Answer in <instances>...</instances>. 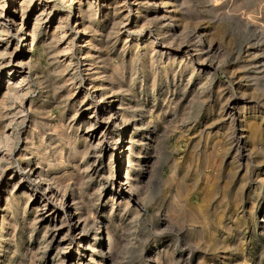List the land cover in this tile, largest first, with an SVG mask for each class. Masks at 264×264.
I'll list each match as a JSON object with an SVG mask.
<instances>
[{
    "label": "rangeland",
    "instance_id": "obj_1",
    "mask_svg": "<svg viewBox=\"0 0 264 264\" xmlns=\"http://www.w3.org/2000/svg\"><path fill=\"white\" fill-rule=\"evenodd\" d=\"M133 1L130 0L127 4L132 10L135 9L131 5ZM219 1L221 4L225 2V0ZM170 3L177 5L180 12L186 14L188 18L197 20L196 26L202 29L207 37L219 43L221 57L216 70L211 74L212 77L207 80H203L204 76H201L200 81L193 78L188 82L189 73H183L173 81L169 71H166V78L155 76L153 79L146 78L142 82L141 76L138 75L132 83L131 99L137 102L138 106L142 103L145 125L150 133L151 130L154 131V127L160 140L151 159L155 164L156 172L147 187V194L144 196L146 202L144 208L140 210L139 217L133 218L129 213H120L116 210L109 214V226L113 229L116 238L114 264H264V187L261 185L264 183V110L258 109L259 112L252 114L251 110H247L244 114L248 128L247 148L239 150L237 154L231 141V128L228 127L227 120L219 118L220 111H218L224 94L228 93L224 92L225 88L236 93L241 91L247 99L253 103L258 102L264 107V0H232L231 3L225 2V5L214 14L209 10L212 2L205 0H170ZM54 4L58 10L62 7L61 0H54ZM228 8H237L238 11H235L237 15L239 11L246 13L241 18L228 17L226 14ZM57 12L52 13L47 21L43 20V30L48 26L52 27L50 32L53 31L57 22ZM131 15L130 19H132ZM32 17L24 22L20 33L13 35L15 38L21 37L22 32L29 29ZM72 26L74 27L73 24ZM147 29L153 31L154 27L146 28L145 34ZM69 33L71 31H68V35ZM88 36L85 37V43L89 40ZM41 37L42 33L38 39ZM28 40L23 43L27 44L30 41ZM116 40L117 43L112 47V51H105L111 59V64H118L123 59L125 62L129 57L128 54L124 57L119 55L125 41V33L121 32ZM16 42H19V38ZM6 46L5 41L1 42L0 51ZM63 46L60 43L47 47L44 43L35 40L31 48L21 47L20 51L24 49L25 59L31 63L35 62L46 79L50 80L54 77L59 81L62 77L68 78V74L54 73L50 53H56ZM7 47L11 51L14 43ZM247 50L249 54H256L255 63L252 65L249 63L253 59L251 55L246 56ZM77 51L76 47L72 50L70 66L72 68L75 57H78ZM58 60L64 63L69 59L60 57ZM70 67L69 74L74 72ZM173 67L174 71H178L177 64ZM29 72L32 75L29 79L31 92L29 100L25 101L26 109L30 104L33 108L40 105L38 104L39 87L34 81L32 69ZM123 75L126 84H129L130 70L126 69ZM5 76L6 72L1 73L0 83L5 84L7 81ZM238 84L242 85L239 90L236 88ZM69 89L72 90V95L67 100V106L64 107L62 106L64 103L55 104L59 94L53 93L49 85L48 94L52 98L48 95L49 100L41 117L49 120L51 130L47 131L58 135L60 140L50 145L54 153L47 159L52 166V174L59 183L66 184L74 180L75 190L79 191L82 200L89 207L91 216H94L92 225L95 224L96 227L97 223L108 222L104 219L103 212L106 211L108 204L104 203L107 200L111 181L110 171L112 167L114 170L117 169V164L114 162L113 165L108 166V153H102L99 160L95 161L98 170L96 174L80 180V176L89 172V168L88 171H84L83 167L93 162V156L89 149L82 158H79L80 155H75L73 158L68 155L70 142L66 143L65 135L70 123L78 125L77 132L80 135L84 134L89 112L86 111L83 115L77 112L74 120L71 121L73 112L70 108L71 106L74 108L87 92L80 88L74 90L72 86H69ZM91 96L96 100V94ZM106 103H109V100H106ZM60 112L63 114L61 117H59ZM138 114L139 108L136 111V115ZM29 120L27 115L24 124H16L13 128L20 139L13 148L11 165L4 163L8 170L16 169L19 150L22 151L23 142L28 136ZM162 130H164L163 136ZM239 130L238 123L236 131ZM127 134L128 132L124 133L123 138L127 137ZM30 140L34 148L39 146L38 137L32 139L28 137L26 141ZM75 146L80 148L82 141H77ZM146 151L151 152L150 147ZM246 154L248 158L245 157ZM173 161L177 162V169L176 172H172L174 176L168 179L171 175L169 166ZM125 167L126 163L121 168L122 176ZM16 178L2 176L0 211L6 208L5 198L9 197L8 193ZM173 191L182 201V205L175 212V232L162 238V222L158 221L157 217H162L163 196ZM20 200L22 204L23 198L21 197ZM39 202L34 206L27 204L28 211L24 220L18 219L12 222L5 231L4 235L7 239L0 245V264H59L56 259L62 254L66 252L70 255L77 251L76 242L71 246L67 245L68 242H62L60 245L49 243L46 239L52 232L43 240V233L39 229L42 224L38 226V222L33 220L32 211ZM53 203L59 204L58 198L54 199ZM1 218L0 212V223ZM32 225L36 228L35 232L31 228ZM65 232L66 228H62L55 235L61 238ZM192 241L197 243L196 249H193L195 245ZM162 247L166 250L165 253ZM74 259L75 257L73 261ZM82 263L84 264L85 260L80 264Z\"/></svg>",
    "mask_w": 264,
    "mask_h": 264
},
{
    "label": "bare ground",
    "instance_id": "obj_2",
    "mask_svg": "<svg viewBox=\"0 0 264 264\" xmlns=\"http://www.w3.org/2000/svg\"><path fill=\"white\" fill-rule=\"evenodd\" d=\"M129 1L61 0L62 7L58 10L54 0H0V43L5 41L7 46L14 43L11 51L7 46L0 51V72L1 70H3L1 73L6 72L7 80L5 84L0 83V183L3 175L10 179L17 177L13 185L11 184L9 197L5 198L6 208L0 211L2 217L0 245L7 239L4 234L9 225L18 219L24 220L28 211L26 205L34 206L40 201L32 211L33 220L38 222V226L42 224L39 229L43 233V240L52 232L49 238L46 237L49 243L60 245L62 242H68L67 245L70 246L75 242L78 244L74 254L68 255L63 252L64 254L56 259L57 263L80 264L85 260L84 264H114L116 238L113 229L109 226V214L115 210L120 213H129L133 218L141 214L140 210L144 208L146 202L144 196L147 194V187L156 172L155 164L151 159L154 150L159 146L160 137L156 134L154 127V131L151 130L150 133L145 125L142 103L138 106V103L131 99L132 83L138 75L141 76L142 82L146 78L153 79L155 76L166 78V71H169L173 81H176L177 77L183 73H189L188 82L193 78L200 81L201 76H204L203 80H207L212 77L211 74L217 68L221 50L217 41L207 37L204 31L196 26L197 20L193 17L194 20H192L191 17L188 18L186 14L181 13L178 6L171 4L170 0H134L131 3L135 7L134 10L127 5ZM205 1L212 2L209 9L212 14L222 8L225 2H232V0H225L221 4L219 0ZM236 10L237 8H228L227 16L241 18L246 13L239 11L237 15ZM55 12H57V22L53 31L50 32L52 27L48 26L43 30V20L47 21ZM31 17L33 18L31 26L27 28V31L22 32L21 37H18L19 42H16L18 38L13 35L20 33L24 22ZM150 26H153L154 30L147 29L145 34V29ZM68 31H71L69 35ZM121 32L125 33V41L119 55L124 57L128 54L129 57L125 62L123 59L118 64H111V59L105 51H112V47L117 43V36L120 37ZM41 33L42 37L38 39ZM87 36L89 40L85 43ZM27 39L30 41L24 44L23 42ZM35 40L44 43L47 47L60 43L64 45L63 48L60 47V50L58 48L59 51L56 53H50L52 54L50 59L53 61L54 73L68 74V78L62 77L58 81L53 77L48 80L35 62L31 63L25 59V51L24 49L20 51V48H31ZM74 47L78 49V57H75L72 68L70 66ZM246 53V56L251 55L253 59L249 64L255 63L256 54H249L248 50ZM59 56L69 60L64 63L58 62ZM174 64H177L178 71H174ZM69 67L74 71L71 74L68 73ZM31 69L34 81L39 87L38 104L40 105L33 108L30 104L26 109L25 101L31 92L29 83L32 77L29 72ZM126 69L131 72L129 84H126V78L123 75ZM48 82L52 92L59 94L55 104L64 103L62 104L64 107L67 106V100L72 95L69 86H72L74 90L80 88L87 92L74 108L72 106L70 108L73 112L71 121L74 120L77 112L80 115L86 111L89 112L85 121L87 127L84 134L80 135L77 132L78 125L70 123L65 137L66 143L70 142L68 155L72 158L75 155H80L79 158H82L87 153V149L92 153L93 162L83 167L84 171H88L89 168V172L82 173L80 180L96 174L98 170L95 161L99 160L102 153H108V166L113 165L114 162L117 164V169L110 168L111 181L107 200L104 203L108 204L106 211H103L107 223L96 222L98 224L96 227L95 224L92 225L94 216H91L92 213L79 195V191L75 190L74 180L66 184L59 183L52 174V166L47 157L54 153L50 145L60 139L58 135L47 131L51 130L49 120L41 117L49 100L47 98L50 96ZM240 87L242 85L238 84L236 88ZM224 92H228V95ZM224 92H222L224 99L218 110L219 118L227 120L228 127L231 128V141L237 154L239 150L247 148L248 128L244 114L247 110H251V114L259 112L258 109L264 110V107L258 102L253 103L247 99L241 91L236 93L225 88ZM93 94L97 95L96 100L91 96ZM106 100H109V103H106ZM138 108L139 114L136 115ZM61 113L59 117L63 115ZM26 114L30 118L28 136L25 135V140L22 141V151L19 150L15 171L8 170L4 163L11 165L13 148L16 141L20 139L13 128L16 124H24ZM19 120L20 123H18ZM238 123L240 130L236 131ZM127 132V137L123 138L124 133ZM163 132L164 130H162V136ZM28 137L29 139L38 137L39 146L34 148L31 140L26 141ZM77 141H82L80 148L75 146ZM149 147L151 152L148 153L146 150ZM245 157L248 158V154ZM125 163V172L122 176L121 168ZM176 169L177 162L173 161L169 166L171 175L168 179L174 176L172 172H176ZM143 179L145 180L141 184ZM261 185L264 187V183ZM174 191L163 196L162 219L157 217L158 221L162 222V238L175 232V212L182 205V201ZM21 197L24 201L22 204ZM57 198L59 204H54L53 200ZM31 228L35 232V226L32 225ZM62 228H66V232L61 238L57 237L55 234ZM192 242L195 245L193 249H196L197 243ZM163 252L165 253L166 250L164 249ZM73 257H75L74 261Z\"/></svg>",
    "mask_w": 264,
    "mask_h": 264
}]
</instances>
